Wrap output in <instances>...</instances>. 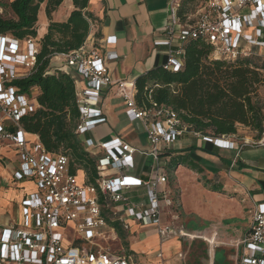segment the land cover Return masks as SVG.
Segmentation results:
<instances>
[{
	"label": "built area",
	"instance_id": "1",
	"mask_svg": "<svg viewBox=\"0 0 264 264\" xmlns=\"http://www.w3.org/2000/svg\"><path fill=\"white\" fill-rule=\"evenodd\" d=\"M183 2L170 0L164 36L155 41V46L167 49L164 70H181L184 44L190 39L208 42L214 59L233 62L263 58L264 0H202L195 13L181 16ZM115 43L116 39L110 37L102 45ZM38 53L36 39L20 41L0 36V142L17 151L13 182L26 181L35 187L18 205L19 221L0 227V264H134L130 257L110 256L100 242L106 238L107 229L114 233L110 225L114 222L126 232L136 223L155 227L161 246L175 235L173 223L163 219L164 208L174 207L160 161L164 150L188 133L216 147L231 149L233 145L227 140L231 136L212 138L195 133L175 111L165 107L138 108L135 83L114 80L106 64L117 55L101 47L87 50L83 45L62 56L88 82L81 95L77 94L80 123L76 134L96 159L101 178L95 185H87L70 173L67 156L47 152L39 139H32L38 137L21 125L23 117L35 112L37 103L11 84L22 78L18 68L31 73ZM111 86L124 100L129 121L142 125L148 150L139 151L120 138H85L107 122L99 104L103 90ZM244 145L264 148V138ZM137 155L152 159L145 179L134 175ZM137 190H145L144 199L130 197ZM180 234L185 233L181 230ZM238 245V264H264V203L252 208L249 232ZM157 257L163 262L161 250Z\"/></svg>",
	"mask_w": 264,
	"mask_h": 264
},
{
	"label": "crops",
	"instance_id": "2",
	"mask_svg": "<svg viewBox=\"0 0 264 264\" xmlns=\"http://www.w3.org/2000/svg\"><path fill=\"white\" fill-rule=\"evenodd\" d=\"M12 1L0 0V17L4 16V6ZM169 4L170 0H90L87 12L92 14L94 20L90 24L85 48L90 50L101 47L104 51L116 54V60L106 62L113 79L135 83L138 77L162 66L166 60L167 49L155 46V41L164 36L170 15ZM73 10V1L64 0L52 14V21L65 22ZM49 23L46 4H42L38 13L37 41L46 35ZM110 37L116 39L115 45L104 47L102 42ZM51 67L53 72L60 70L71 75L78 96L88 87V82L68 66L62 55L52 58ZM18 72L22 78L29 74L23 67L18 68ZM38 94L39 90L34 89L29 95L34 104ZM99 109L102 110L107 122L98 126L87 138L97 141L120 138L139 151L148 150L149 144L145 133L140 139L134 128V124H140L139 122L133 123L127 118L129 125L124 127L122 132L117 134L110 132L105 135L101 131L102 127L107 128L110 125V116L115 111L117 116H126L125 102L118 95L116 87L111 86L103 90ZM227 140L233 148H219L188 133L174 145L166 148L160 158L169 180L166 189L173 195L174 200L173 208H164L163 219L170 215L174 221H179L182 216L191 232L204 235L194 237L206 239L208 244V240H212L214 245L209 244L211 254L209 264H214V259L220 254L222 260L220 259L218 264L230 262L238 264L241 254V247L238 244L249 232L251 210L254 205L264 203V148L244 145L254 142V136L242 138L231 136ZM191 148H195V151H189ZM203 150L213 154L205 153ZM179 156L189 157L197 166V170L193 171L179 165L169 173L170 161ZM145 161L146 166L143 165ZM151 166V158L145 160L137 155L134 175L145 179ZM17 168V151L7 142H0V187L16 194L15 214L9 216L7 213L6 220L0 227L8 226L15 220L19 221V203L25 194L35 191L30 182H13L12 175ZM80 173V181H84V173ZM130 197L135 200L144 199L145 190L134 191ZM163 246L157 237V256L160 250L163 255L165 254ZM148 247L154 250L151 245Z\"/></svg>",
	"mask_w": 264,
	"mask_h": 264
},
{
	"label": "trees",
	"instance_id": "3",
	"mask_svg": "<svg viewBox=\"0 0 264 264\" xmlns=\"http://www.w3.org/2000/svg\"><path fill=\"white\" fill-rule=\"evenodd\" d=\"M63 1L13 0L4 6V16L0 17V36L9 35L20 41L36 39L39 9L46 4L50 23L46 35L38 41L35 66L29 75L11 84L28 96L32 90H39L35 112L23 117L21 125L27 133L38 137L47 152L67 156L71 174L78 176L83 172L85 183L95 185L101 178L97 161L76 134L80 107L75 81L70 74L53 72L51 67L53 57L70 54L85 44L94 18L87 12L90 0H72L74 10L69 18L62 23L53 22L52 14ZM190 1L195 0H184L181 16L196 12L188 8ZM212 52V46L205 40L190 39L184 44L183 67L179 72L160 66L138 77L135 81L138 108L149 110L156 105L171 109L191 131L202 136H235L238 126H242L254 133L255 141L260 140L264 135V102L260 97L264 58L230 62L212 58ZM179 165L197 170L189 157L179 156L172 158L168 172ZM110 225L125 238L126 231L119 222ZM218 262L217 256L214 264Z\"/></svg>",
	"mask_w": 264,
	"mask_h": 264
},
{
	"label": "rangeland",
	"instance_id": "4",
	"mask_svg": "<svg viewBox=\"0 0 264 264\" xmlns=\"http://www.w3.org/2000/svg\"><path fill=\"white\" fill-rule=\"evenodd\" d=\"M202 0L190 1L187 3L189 9L194 12L201 5ZM264 58V52L261 53ZM260 97L264 102V86L260 89ZM34 101L33 99L31 100ZM117 111L110 116V125L102 127L101 131L105 135L113 132L115 134L122 132V129L129 125V121L126 116L116 115ZM134 128L139 138L144 137L143 127L140 124H134ZM236 137H246L254 136V133L249 129L238 126ZM90 137V134L86 135L85 138ZM81 173H79L80 175ZM16 194L12 191H6L0 187V224L4 223L6 220V214L9 216L15 214V201ZM173 195H171L172 197ZM165 223H173V228L175 235L168 241L164 243L163 252L165 253L163 262H160L157 258V232L156 228L153 226H142L136 223L132 226L130 232H125V238L122 239L117 232L111 233L108 229L106 230V238L100 242L102 248L107 251L110 256L131 258L134 264H209L210 262V245L213 246L214 242L212 240L206 241V239L196 238L194 236H204L197 235L188 229L184 218L180 216L179 221H174L170 215L165 216ZM184 231V235L180 234V231ZM188 234V235H186ZM156 235V237H155ZM191 237H190V236ZM156 240V241H155ZM171 243V244H169ZM149 245L154 248V250L149 249ZM132 255L129 256V253ZM218 259L222 260L221 254ZM231 264V262H230ZM233 264V263H232Z\"/></svg>",
	"mask_w": 264,
	"mask_h": 264
},
{
	"label": "bare ground",
	"instance_id": "5",
	"mask_svg": "<svg viewBox=\"0 0 264 264\" xmlns=\"http://www.w3.org/2000/svg\"><path fill=\"white\" fill-rule=\"evenodd\" d=\"M78 180H80L79 175H78Z\"/></svg>",
	"mask_w": 264,
	"mask_h": 264
}]
</instances>
